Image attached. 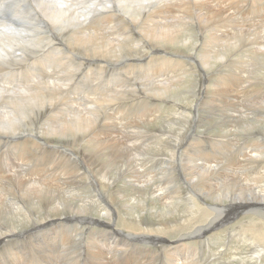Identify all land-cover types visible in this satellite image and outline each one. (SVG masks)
Instances as JSON below:
<instances>
[{
	"label": "rangeland",
	"instance_id": "374dc122",
	"mask_svg": "<svg viewBox=\"0 0 264 264\" xmlns=\"http://www.w3.org/2000/svg\"><path fill=\"white\" fill-rule=\"evenodd\" d=\"M36 1L37 0H0V14L5 15L4 17H0V28H1L0 31L2 30L0 32V37L2 35H8L9 38H12L13 37L12 35H14V37L15 36H22L23 33H24L23 36H25V35H33V36L36 35L33 32V27L35 25H38V24L43 25V23H45L44 22L45 20L40 21V20L36 19L40 16H43V14L38 10V8L35 5ZM64 1L65 0H57L58 4H60L61 2H64ZM66 1L71 2L75 6L76 5L81 6L80 11L84 12L87 16L88 15L90 16L88 19L89 22H91L96 15V13L91 14V11H92L91 6L92 5L94 6L95 3H98L96 5H100L99 3L100 2L103 3L102 1H104V4H106L107 6H103L101 4L102 5L101 8L103 9V12L106 13L109 11L111 13H110V15L107 14L106 17L98 16V20H100V18H101L102 22L104 20V22H103L104 24L101 26L102 28H101L100 32L102 33L101 34L102 38L106 37V39H107L106 45H110L111 48L112 47L115 48L117 51L116 52L117 55H113L112 58H109L110 59L109 63H107L105 61H100V62L98 61L97 63H94V64H98L101 67V70H98L95 67H93L92 69L88 68L86 70V68L88 66L83 67L80 65V60L84 59L85 57H83V55L81 53H79L75 50H72L66 44V42H64L65 39L63 40V38L61 39V37L59 35H57V33H53L54 31H52L45 23V26L49 29V31H48L49 35H47L46 33L44 34V32L42 34L38 35V39H41V38L43 39L42 42H44L46 40L44 45L43 44L40 45L39 42H33L32 45L29 46L27 44L28 46L23 47V50L25 52L23 50L19 51V53L24 52V55H25V56L22 55L21 57H19V58H21L20 59L21 61H23V59L25 61L28 58L27 62L24 65L25 69L23 68V69L18 71V70H15L16 68H14V66H11V67H9L10 68L9 70L0 72V84L2 83L4 85L3 86L1 84L0 88L6 89L8 87H11L10 85H8L10 81H11L10 84H16L18 86H21V82L23 79H20V78L24 77V76H22V74L32 66L31 63L33 64V61H35L37 59H42L40 57H43L44 55L45 56L51 55L52 59H53V57L56 56L57 58L56 57L55 58L59 61L58 62L59 64L57 62L56 63L55 62H49L48 66H49L50 72L46 71V75H47V78L50 77V82L52 84H54L56 86L58 85V87L64 89L66 92H68L67 98H69V99L67 100L68 101V104H67L68 107H66V109H67V111L69 110L71 112L69 113V111H68V116L65 117L66 120H64L63 122L71 123V125L75 124L74 126L72 125L74 127L72 131H76V130H78V128L80 129V125H79L80 122H86L85 124L87 125L86 128H88V130H87V132L83 131L81 133V135L82 134L83 135L89 134L88 137L86 138V140L84 139L82 142L77 141V142H79V143H77L75 140V137H74V135H76L78 133L77 131L75 132V134H74V132L69 131L68 134H66V135H62L59 132L58 133L55 132V134L51 133L49 135V136H51V135L53 136L52 137L53 140H52L50 138H46L43 135V133L41 132V131H44V129L41 128L44 125L42 122L38 121L37 122L38 124L36 123V124L30 125L28 123V119L26 118L27 116L26 117L23 116L22 118L19 119L20 122L18 121L16 123L15 127H16L17 131L14 129H11L10 125H8L7 128H3V127L0 128V129H4L6 132H8L6 134L0 133V153H1L0 156H2V158L0 157V175H1V177H0V198L2 200L6 199L5 201L7 202V205L6 204L5 205H6V208L8 207L7 208L8 210L11 208L12 209L16 208V210H17L14 214H11L12 215L11 217L13 219L10 220L9 226H6L5 225L6 223L3 224L4 221L0 220V221H2V222H0L1 223L0 224L1 225L0 226V228H1L0 233L2 231H5V229H6V231H11V230L15 231L16 230L15 235L13 236V240H12V238H9L8 241L6 242V244L8 243V246H9V249H7L8 251L6 249H5V251H3L4 248L0 247V256L7 255L9 252H15L16 248L19 246L20 249L23 248L22 250L24 251L23 252L21 250L22 253H20L21 254L20 256L23 257V258L20 257L23 261L22 264H27L26 262H28V264H31V263L32 264H90L91 259H90L89 254L87 255V253H88L87 247H91V245L93 244V239L95 237L93 235H95V231H97L96 232L97 234H98V232L101 231L99 233L100 239H101L102 235L104 234L106 236L104 237V235H103L102 238H104L105 240H107L106 238H108L109 241L106 244L105 240L104 241L101 240L100 243L104 245L103 249H104L105 253H107V255L109 256V258L114 260L113 264H132L131 262H129L128 258H129V255L132 251L137 250L136 247L138 244L135 246V245L131 244L129 239H127V241H121V239L117 238L118 235L116 233L119 231L117 230V228L115 226L116 220H114L116 218L115 216L117 214L122 213V211L124 210V206L127 202H129V201L131 202L130 206H132V207H130V209H132V215H134L133 217H136L137 215L140 214L141 215L140 221H142V219L143 220L145 219L144 221L148 220V222L156 223V224H159V223H162L165 221H170V219H172V216H168L164 213L162 214L159 211V209L161 207H163L166 202H170V204H172V202H173L172 206H174V204H175L174 207H176V205L181 206L180 208H178L177 211L174 212L173 218L176 219V217H177L180 219L181 223L184 224L183 232H185V233L192 231L191 229L190 230L187 229L189 231H185V227L190 222V219H196L195 220L196 222L194 223V226L192 227V228H194L193 230H196L199 227L205 228V225H208V223H210L212 221L211 219L206 221V219H204L206 217V215H205L204 211H202V210H205V211L215 210V209H207L206 205L204 204L205 202L207 204H210V203H212V200L210 198L204 197L205 202H203L200 199V197L201 198H203V196L217 197L218 194L215 191H213V189L215 187H219L221 185H219L218 181L216 180V177L213 176V178L211 179L210 177H212V176H209V178H208L207 175H201L202 178L203 177L208 178V179L207 178L202 179L200 176L199 183L200 182L204 183L205 187L201 185L202 191L200 190V197H199L195 193L192 186L186 182L182 173L179 170V166L182 165V162H181L182 157H183L184 161L189 166H190V161H192L193 164L202 163V161L198 160V159L205 158L203 153H201L198 150L201 147H198L196 149L197 142H199L197 139H200V141H201V143H198V145L203 146V148H205L206 150L209 149L208 151H211L212 146L209 145L210 143H209V140L207 139L208 135H206V133L211 135V136L216 135V137L218 139H222L224 137L223 140H228L227 136L230 132L231 133L230 135L234 134V137L232 139H234L236 137L234 139V141H237L236 142L237 144L234 147V151H236V152L238 151V148L241 147L242 145H254V144H256V145H258V147H260V145H261V147H264V135H263V133H264V129H263V125H264V121H263L264 120V45H263L264 44V10H263L264 9V0H214V1L213 0H205L206 2L204 0H173V1L172 0H166L168 10L166 9L165 13L161 14L160 18L158 17L157 20H155L154 22H146L145 20H143L142 19L144 16L143 14H142L143 15L142 17L133 21L132 17H134V16H133L132 12H134V10H139V7H141V6H136V3H133V4H135L136 8L138 7L136 9V8H134L135 7L134 5H131V4L129 5L128 3H124L123 2L124 0H120V1L114 0L115 2L113 0H101V1L100 0H98V1L97 0H90L89 2H85L84 0H66ZM121 1L123 2L124 6L126 5L125 7L123 6V4H121ZM133 1H135V0H133ZM138 1H140L142 3V5L147 2L146 0H136L135 2H138ZM215 1H217V2H215ZM119 2H120V4L118 5ZM90 3H92V4L90 5ZM111 3H112V5H111ZM127 4L129 5V7H127L128 6ZM221 4H222V6H221ZM29 5L31 6V9H32V7L35 8V9H33V11L31 10V12L32 13L35 12L34 13L35 15L34 14L33 15L37 16L36 18L33 17V15H31V14L29 16L28 13L26 12V11H29L28 10ZM199 5H200V7H199ZM217 5H219V6L217 7ZM122 6L124 9H122V8L121 9H122V11L124 10V12H121V9H119V7H122ZM130 6H133V7L131 8ZM171 6L173 8H171ZM174 6H176V7H174ZM95 7L96 6H94L93 8H95ZM133 8H134V10H133ZM176 8L178 9V11ZM117 9H119V11L116 14H113L112 11H115ZM127 9L129 11H127ZM144 9L145 8L141 9L142 13H144ZM218 9H221V12ZM34 10H36L38 12H36ZM125 10L129 14H131L130 17H129V15H127L128 13ZM226 11H228V12H226ZM166 12H169V13H166ZM210 12H211V14H210ZM217 12H218V14H217ZM8 13L11 16H9ZM37 13H40V14H37ZM123 13L124 14L126 13V14L124 15ZM221 13H223V14H221ZM237 16L239 18H237ZM22 17L24 18V21H23ZM107 17L110 18L109 19L110 22L106 21ZM140 19L143 20L142 23H141ZM173 19L175 21H173ZM229 20H230V22H229L228 26L226 27L225 24H223V23L227 24V21H229ZM33 21H35V22H33ZM37 21H39V22H37ZM144 21L146 23H149V25H157V29L159 31L165 27L164 29L170 30L176 37L175 43H172V44L169 43L168 44L170 50H167L166 53L161 52L162 55H165V57H168V60H170V63L168 65L167 69H161L160 65H148L149 60L152 59V56L155 57L156 54H154V53H157V51H159V50H163V51H165V50L160 49L161 48L160 45H163L162 43L159 46H155L156 43L152 42L154 38L151 36H148L147 34L142 32L143 26L144 27L147 26V24H145ZM243 21H244V23H243ZM157 22H159V23L156 24ZM219 22L222 23L224 28H222V27L218 28L219 34L213 35V36H217L219 38L217 45L215 44L214 45L215 47L213 49L218 54L213 56L212 52H211L210 55L206 57V59H209V61L210 60H212V61L207 63L205 58L203 57L202 53H204V51H205L204 50L205 43L208 42V40H207L208 39V36H207L208 33L206 34V32L208 30L207 31L204 30L202 26L207 25V24H217ZM136 24L137 25L139 24V27H137ZM175 24H177L178 26H176ZM22 25H25V26H22ZM247 25L248 26L251 25L250 26L251 28L248 27ZM252 25L254 26L253 28H252ZM159 26H161V27H159ZM258 26L259 27L262 26L261 28L263 30L261 28H259ZM23 29H24V31H23ZM241 29H243V31ZM7 30H9L10 32L8 31L9 33H7ZM220 31H221V33H220ZM232 31H233V33H232ZM255 31H256L257 35L255 34ZM234 32H235V34H234ZM257 32L259 34L262 33V34H260V37L258 36L259 34ZM229 34H230V36H229ZM233 34H234V36H233ZM254 34L257 38L253 37ZM42 35H43V37H42ZM226 35H227V39L225 38ZM235 37H236V39H235ZM262 37H263V39H262ZM59 38L61 41L59 40ZM251 38L253 39V41ZM150 39H152V40H150ZM233 40H234V42H233ZM119 42L121 44H118ZM243 44H245V46ZM98 46H100V44H98ZM257 46L260 48L262 47V48L257 49L258 48ZM34 49H36V51L42 49L43 51H41L39 55L36 54L33 59H29V56L31 55V53L35 52ZM54 49H56V50H54ZM107 50H109V49H107ZM243 52H245V53H243ZM248 52H251V53H248ZM236 53H238V54H236ZM53 54H55V55H53ZM101 54H103V52H100L99 55H101ZM252 54H254V56ZM77 55H79V56H77ZM129 55H133V56L129 57ZM248 55H252L254 57V59L252 60V58H249ZM107 56H109V55H107ZM241 56L243 59H245L244 57H246V58L248 57L247 58L248 64L247 63L244 64L245 65L244 67H245V70H247V73L242 74V76L240 78L237 74L238 71L241 70V67H240L241 65L239 63H234V66H235V64H236V66H238L236 69H234L236 66L234 67L233 64H231V66L229 65L230 67L227 66L230 70L232 69L231 71L229 69H227V67L225 68L226 70L220 68V64L224 63V61L226 59H228V60L234 59V61H239ZM97 57H99V56H97ZM126 58H128V59H126ZM129 58H132L131 62H133V60H134L133 72L131 70H128V71L126 70L127 71L126 72L124 69V66H126L127 63L129 62L128 61ZM100 59H105V58L100 57ZM1 60H2V58H0V61ZM11 60L16 61L17 58L11 59ZM31 60H33V61H31ZM61 60H63V61H61ZM118 60H120V62ZM256 61H257V63H256ZM61 62H62V64H61ZM158 62H161V61H158ZM87 63H91V62H87ZM101 64L104 66L105 69H103V66ZM55 66H57V67H55ZM34 67H31V68H34ZM121 67L123 68L122 71H121ZM0 68H1V66H0ZM55 68H56V70H55ZM158 69H160V70L157 71ZM102 70H104V71H102ZM234 70H235V72H234ZM236 70H237V72H236ZM12 72L14 74L16 73L15 76H20V77L18 78V77H15L12 75L14 77L13 78L12 76L9 75V73H12ZM53 72H55V73H53ZM117 72H118V74H117ZM226 72L230 75H228ZM56 73H58V74H56ZM111 73H112V75L113 74L114 75L112 76ZM148 73H149V75H148ZM231 73H234V74H232V79H230ZM1 74H3V75H1ZM50 74H51V76H50ZM108 74H110L109 76H111V77H109ZM235 74H236V76H235ZM5 75L8 77H11L10 78L11 80L9 82H4V81L2 82V78H3V76L5 77ZM52 76H54V77H52ZM104 76H106V77H104ZM119 76L125 77V78L122 77L123 81L121 80V77H119ZM126 76H127V78H126ZM151 76L156 78L154 80H157V79L161 80L162 85H164V86L167 85L168 88H166L165 90L163 89L162 91H160L158 89H156V91L148 90L147 86H149V87L151 85L156 86L154 84V82L151 81V80H153V78ZM220 76L222 79L220 78ZM223 76H225V77H223ZM227 76H229L228 79L226 78ZM44 78L45 77H43L42 80H45ZM82 78H86V79H82ZM217 79H218V81H217ZM235 79H237V80H235ZM227 81H229V83L231 81V84H229ZM107 82L109 83V85ZM217 82H220V84H218ZM222 82L223 83L227 82V83H225V85H224ZM232 82H234V83H232ZM144 83L147 85H143ZM233 84H235V85L233 86ZM170 85H172V86H170ZM213 85H215V86H213ZM22 86H23V84H22ZM225 86H226V88H225ZM230 86H232V88L233 87L234 88L232 90H230L231 89ZM81 87H85V89L81 88ZM227 87H229V88H227ZM214 88H215V90H214ZM47 90L51 91V88H48ZM218 90H220L221 93H220V91H219V93H217L216 91H218ZM229 90L232 93L233 92L234 93L232 94ZM48 91H46V94H45L46 98H47V103L49 102V98L47 97ZM225 91H226V93H225ZM13 92L14 93H11L10 96L8 95L9 94L8 93L4 97V103H5V101H8L11 97H18V96L20 97L21 92H22V88L21 89L15 88L13 90ZM81 92H83V93H81ZM88 92H90V93H88ZM157 92H159V93H157ZM222 92H223V94H222ZM227 93H228V96H226ZM82 94H84V95H82ZM213 94H215V95H213ZM216 94H217V96H216ZM23 95H25V94H23ZM229 95H231V96H229ZM90 96H91V98H89ZM85 97H86V99H85ZM226 97H228V98H226ZM0 100H1V97H0ZM87 101L89 103H86ZM223 102H224V104H223ZM216 103H218V104L216 105ZM221 103L223 104V106H221L222 105ZM15 104H17L16 98L12 99L7 104L5 103V106H3V107H6V108L4 109V112H2V113H7L6 116L11 117L14 113L13 108L19 106L21 104V100H20V103H18L17 105H15ZM50 104H51V101H50ZM219 104H221V105H219ZM225 104H227V106ZM216 106L219 107V109L215 108ZM224 106H225V108H224ZM103 110L105 113L103 112ZM73 111L75 113H73ZM71 113H73V114H71ZM94 114H96V115H94ZM48 116H49L48 113H46L45 115H43L42 119H44V117L46 119ZM69 116H71V117H69ZM107 117L109 119H107ZM235 118H237V119H235ZM70 119H71V121H70ZM57 120H61V119H57ZM12 122H14V120ZM25 122H26V124H25ZM109 122H110V124H109ZM221 122H225V123L220 124ZM248 125H250V126H248ZM256 125H258V126H256ZM59 128H62V127L60 126ZM97 128H99V129H97ZM59 130H61V129H59ZM89 130H90V132L88 133ZM100 130H102V131H100ZM94 133H96V135L99 137V140L101 142L105 141L107 143V145H111L112 143H110L109 141L116 139L117 141H119L122 144L123 148L126 149L124 151H125V153H127V155L130 151L132 153V157H129V158H132V161H131L129 158L127 159V155L124 157L119 156V154L121 152V150H119V149L117 150L116 148L110 147V148H107L104 150V157H102L101 163L104 164V163L110 162L111 159H114L116 162L114 164L115 169L113 171H111L112 175L111 174L109 175V178H111V180H112V181L110 180V183L114 182L116 179L119 180L116 183L117 185L115 184L116 186H113V187L110 186V188L108 189L109 191L111 190L110 192L106 190L107 185L109 184L107 181L105 182L104 179H101L100 184H99V182H95L94 175H93L94 172L92 171L90 164H87L86 161L84 160V152L87 153L86 147L89 146V144H87V142H88L89 138ZM71 134L73 136H71ZM247 134H251V136H248ZM14 135H16V136H14ZM17 135H19V136H17ZM222 135H224V136L222 137ZM25 136H26V138H25ZM16 137H17V140H16ZM71 137H72V139H71ZM25 139H27V140H25ZM45 140H48L50 143H46ZM23 141H25V142H23ZM73 141H74V143H73ZM16 142H18V143L16 144ZM30 142L31 143L33 142V143L31 144ZM44 142H45V144H44ZM9 143H11V144H9ZM24 143H25V145L23 146L22 144H24ZM27 144H29V145L27 146ZM71 144H73V145H71ZM32 145H35V146L32 147ZM36 145H37V147H36ZM10 147H12V148H10ZM71 147L75 148L76 150L72 149ZM183 149H185V151ZM10 150H12V152H10ZM55 151H56V153H55ZM37 153H39V154H37ZM52 153L56 154V155H53ZM229 153H230V156L226 159L227 161L223 160L222 164L220 163L221 165H223L222 168L224 169V167H225L226 169H230L232 171H235L237 176L240 174L241 176L239 175L238 177H240L242 180L246 181L247 183L252 182V180L247 176V174L244 173L245 169L242 170L241 166H243V165L238 163L240 154L234 153V155H233L232 152H229ZM229 153H228V155H229ZM12 154H13V156H12ZM17 154H19V155H17ZM3 155L5 157H3ZM6 155H8V156H6ZM39 155H40V157H39ZM117 155H118V157H117ZM53 156H54V158H52ZM6 158L9 161H6L7 160ZM25 158H26V160H25L26 162L24 161ZM16 159L17 160L22 159L23 161L22 160L17 161ZM48 159L49 160L51 159V160L49 161ZM55 159H57V160H55ZM63 159L70 161V163L75 162L78 165L77 166L75 164H72V165L70 164V166H72V168H73V173H75V175H77V177H78V178L76 177V179L78 180V184L74 183L75 184L74 186H72V184H70V187H73V188H70L69 185H65L71 179L70 180L69 179L68 180H66V179H57L56 180V178H59V177H64V178L66 177L67 178V175L65 174L66 171H64V170L62 171V169L60 168L64 164L63 161H65V160H63ZM179 161H180V163H179ZM54 162H55V164H54ZM11 163L13 166L11 165ZM130 163H133L134 166H137L139 169L142 170V176L144 177V180L142 183H140V186H139L142 190L144 189V192L142 194H139V193L136 194L135 192H132V190H130V188H132L131 187L132 185H130L131 180L126 179V176H125V178H122L124 173H126V175H127V173L129 172L128 168H129ZM145 163L147 165L150 163L151 164L147 166ZM16 164H19V165H16ZM174 164H176V165H174ZM225 164H226V166H224ZM227 164H229V165H227ZM234 164L237 166H235ZM43 165L46 168L43 167ZM51 165H54V166H51ZM151 165H153V166H151ZM57 166H59V167H57ZM49 167H56V169H58L57 171L60 175H57L56 172H54V173L47 172L46 169ZM121 167H122V170H121ZM1 168L2 169L4 168V169L2 170ZM106 168H107V166L104 169L106 170ZM14 169H16V170H14ZM167 169L168 170L170 169L169 170L170 172H168ZM175 169H176V171H175ZM223 169H221L220 174L224 173ZM20 170H21V172H20ZM118 170H121V173H119ZM16 171H18V176H19V173H22L24 176L25 172H26V173H28V175H30V177L32 179L37 178V175H38V177L41 175L42 176L45 175V177H44L45 182H43V183L47 184V185L51 184L56 188L59 187L60 190L67 193L66 199L68 201L72 199L71 197H74V198L77 197L79 199H91L92 197H94L96 195L97 197H94V200L98 203L99 209H96L95 207H93L92 210H89L88 214L85 213L84 215H80L78 217V220H74V224L70 223L71 225H67L64 229L62 228L63 230H61V228H58L55 225L50 226V228H48V227H43L40 229L37 227L32 228V224L35 221H38V220L40 221L39 218L45 216V214H43V213L41 215L39 213L37 215L33 214L31 209L29 208V206L27 204L22 202L19 198H13V197H11V195H9L11 193L12 194L18 193V190L13 186V182H12V180L14 181V179H15ZM147 171H148V173H149V171H151V173L147 174ZM171 171H172V174H171ZM248 174L251 177L256 175V173H254L253 171H251V173L248 172ZM120 175H121L122 179L119 178ZM52 176H54V177H52ZM96 176L99 178V174H97ZM217 176H219V175H217ZM82 178H86V179L82 180ZM164 179H165V181H164ZM169 179H171V180H169ZM73 180H75V179L73 178ZM201 180H203V181H201ZM248 181H250V182H248ZM208 182H209V184L215 182L214 186L212 187L213 189L209 188ZM216 182H217V184H216ZM259 184H264V182H260ZM65 186H68V188H65ZM189 188H190V190H189ZM151 189H153V190H151ZM206 189H208V190H206ZM100 190L105 191L104 197H103L102 192ZM171 190H172V192H171ZM183 190H185V191L183 192ZM6 191L9 194H6ZM83 191H85L88 196L87 195L83 196L82 195ZM201 192L203 194H201ZM155 193H156V196L159 193H161L162 197L164 198L163 201H160V199H157L158 205H153L152 200L150 199L151 197H153V195ZM99 194H101V195H99ZM80 195H82V196H80ZM2 196H4V197H2ZM110 196H111L113 204H114V207L112 206L113 208L109 205V202H108V201H110ZM112 196L115 198H113ZM171 199H173V200H171ZM198 199H200V201L202 203L200 205L201 209L200 208L198 209L197 206H195L193 203L194 201H196ZM7 200L9 202H11L10 205H8ZM68 201H63L62 203L58 204L61 212H63L64 202H68ZM106 206H108L107 212H110V218L112 219L113 224L106 223V220H105L104 225H103L104 227H100L97 223L86 222L90 218H92V219L96 218L97 214H95L93 212H97V211L100 212L101 209L103 207L105 208ZM152 206H156L154 211L152 209ZM91 207H87V208L89 209ZM72 209H74V208H72ZM195 209H196V212H194ZM199 210H201L200 213H199ZM64 211H65V214L66 213L72 214L68 210H64ZM166 211L167 210H165V213H166ZM216 211H213V212H214V214L217 215ZM263 215L264 214H262L259 211H252L250 213H246L245 215H243V217H246L245 220H243L242 222L233 221V222H231V225L238 227L239 224H242L244 222H246V223L243 226H249V225L253 224L255 221H263L264 222V216ZM36 216H37V218H35ZM161 216H163V218ZM158 217H159V219H158ZM138 218H140V217H138ZM6 221L8 222V219H6ZM17 221H19V222H17ZM222 222H219L218 226H215L213 228L207 227L206 229L198 230L197 235H194L192 238H188L187 240L183 241L185 244H184V246L179 245L180 248H173L170 250L168 248V245H166V244H165L166 246L162 245L160 243H157V245H153V243L151 241L149 254H148V246H147L145 248V251L144 250H143V252H142V250L137 251L136 257L139 256L141 259H143V262H145V263L148 261L146 264H169V263L173 264L174 260H176L175 261L176 263L174 262V264H180V263L181 264H219V263H221V261H223L222 262L223 264H231V263L232 264H241V263H238V261L241 262V260L243 258V255L241 254L242 251L232 248V244L228 245V239H226V235H225L226 233H224L225 232L224 228L226 226H228L230 223L221 225ZM76 224L78 226H76ZM198 225H201V226L198 227ZM73 226L77 230H75V228ZM111 227H113L114 229ZM46 228H48V229H46ZM57 228L60 230H57ZM154 228H156V227H154ZM239 229H241L240 231H238L239 233L247 234L250 232L249 229H242V227ZM245 230H247V231H245ZM155 231L156 230H154V232ZM57 232H58V235H57ZM59 232L61 235H59ZM51 233H53V234H51ZM158 233L159 234L162 233L165 235L166 231L159 230ZM222 233H223V236L221 237L220 235ZM63 234H66L65 235L66 237ZM67 234H69V235H67ZM89 234H90V236L92 235L93 237L92 236H91L92 238L89 237ZM54 235H55V237H54ZM153 235L156 236V234H153ZM207 235H208V237H206ZM247 235L248 236H244L241 238V240L243 239V242L241 241V243H243L244 246H247V248L244 251L245 252L244 254L250 255L251 254L250 249L252 246V240L249 238L250 235L249 234H247ZM0 236H1V234H0ZM42 236H43V238H42ZM213 236H215L216 238ZM5 239H7V237ZM9 241H10V243H9ZM13 241H15V242H13ZM91 241H92V244H91ZM50 242H52V244ZM220 242L222 243V245H218V244H220ZM54 243H56V244H54ZM10 244H11V246H10ZM85 245H88V246H85ZM92 246H94V245H92ZM217 247L219 248V250ZM49 248H51V249H49ZM226 248H229V252L225 251ZM43 249L45 250L47 255L45 252H43L44 251ZM46 249L48 250L49 253L47 252ZM118 250H120V251H118ZM174 250L175 251L180 250V251L174 252ZM71 251H73V252H71ZM162 251H166V252H162ZM213 251H214V253H213ZM54 252L57 253V255ZM172 252H174V253H172ZM181 252H182V254H181ZM36 253L41 255V256H39V255L35 256ZM42 253H43V255H42ZM27 254H29V256ZM33 254H35V255L33 256ZM146 254H148L149 256ZM49 255H50V258H49ZM142 255H144L145 257H143ZM177 255H179V257ZM181 255L183 258L181 257ZM224 255L226 257H224ZM53 256H55V257L53 258ZM57 256H58V258H57ZM176 257H178L179 260ZM217 257H218V259H216ZM230 257H231V259H230ZM24 258H26V259H24ZM171 258H174V259L172 260ZM45 259H46V261H45ZM54 259L56 260V262ZM168 259H170V260L168 261ZM237 259H238V261H237ZM126 260H128V262H126ZM208 260H209V262H208Z\"/></svg>",
	"mask_w": 264,
	"mask_h": 264
},
{
	"label": "bare ground",
	"instance_id": "6f19581e",
	"mask_svg": "<svg viewBox=\"0 0 264 264\" xmlns=\"http://www.w3.org/2000/svg\"><path fill=\"white\" fill-rule=\"evenodd\" d=\"M85 2H89L90 0H84ZM98 1V0H97ZM101 1V0H100ZM114 1V0H113ZM116 1V0H115ZM114 1V2H115ZM120 1V0H119ZM136 1V0H135ZM133 0H124L123 2L124 3H128L129 5H134L133 3H136V6H141L139 7V10H134V8H136V6L133 8L134 12L133 13V21H135L136 19L142 17L143 15V20H145L146 22H154L155 20H157V18L159 17L160 18V15L161 14H164L166 9H167V2L166 0H146L147 2L144 3L142 5V3L140 1L138 2H135ZM173 1V0H172ZM205 1V0H204ZM203 1V2H204ZM214 1V0H213ZM84 2V3H85ZM103 3H99L100 5H96L98 3H95L94 6H96L95 8H93L94 6L92 5L91 8H92V11H91V14H95V17L94 19L89 22V15L87 16L84 12L80 11V8L81 6L79 5H74L72 4L71 2L69 1H64V2H61L60 4H58L57 0H37L35 2V5L36 7L38 8V10L43 14V16H40L38 18H36L37 16H34L35 12L32 13L31 10L33 11V9H35L34 7H32L31 9V6L29 5L28 6V10L29 11H26L28 13V15L30 16L33 15V17H35L36 19L40 20V21H43L45 20L44 22L46 23V25L52 30L54 31L53 33H57V35H59L61 37V39L63 38V40L65 39L64 42H66V44L72 49V50H75L79 53H81L83 55V57H85L84 59H81L80 60V65L85 67V66H88L86 68V70L89 68H97L98 70H101V67L98 65V64H94V63H97L98 61H105L107 63L110 62V59L109 58H112L113 55H117L116 54V49L115 48H111L110 45H106V37H103L101 36V26L104 24V20L102 22L101 18L100 20H98V16H104L106 17V15H110L111 12H106L104 13L103 12V9L101 8V6H107L106 4H104V1H102ZM123 2L121 1V4H123ZM145 2V1H144ZM206 2V1H205ZM208 2V1H207ZM210 2V1H209ZM217 2V1H215ZM107 3V2H106ZM169 3V2H168ZM183 3V2H182ZM200 3V2H199ZM213 3V2H212ZM211 3V4H212ZM31 4V3H30ZM92 3H90L91 5ZM102 4V5H101ZM120 4V2L118 3V5ZM127 4V5H128ZM171 4V3H170ZM178 4V3H177ZM215 4V3H214ZM112 5V3H111ZM129 5L127 7H129ZM172 5V4H171ZM34 6V5H33ZM84 6V5H83ZM124 6V4H123ZM122 7H119V9H124ZM126 6V5H125ZM124 6V7H125ZM170 6V5H169ZM173 6V5H172ZM171 6V8H173ZM207 6V5H206ZM212 6V5H211ZM219 5H217L218 7ZM222 6V4H221ZM22 7V6H21ZM113 7V6H112ZM118 7V6H117ZM126 7V8H127ZM131 8L133 6H130ZM149 7V8H148ZM176 7V6H174ZM200 7V5H199ZM202 7V6H201ZM214 7V6H213ZM125 8V9H126ZM138 8V7H137ZM136 8V9H137ZM144 9V13L141 12V9ZM170 8V7H169ZM119 9L115 10V11H112L113 14H116ZM121 9V12H124V10L122 11ZM149 9V10H148ZM177 9V8H176ZM175 9V10H176ZM201 9V8H200ZM217 9V8H216ZM223 9V8H222ZM21 10V9H20ZM168 10V9H167ZM170 10V9H169ZM220 12H221V9H218ZM264 10V9H263ZM36 11V10H34ZM126 11V10H125ZM127 11H129L127 9ZM126 11V12H127ZM178 11V9H177ZM182 11V10H181ZM204 11V10H203ZM211 11V10H210ZM218 11V12H219ZM38 12V11H36ZM131 12V11H130ZM174 12V11H173ZM217 12V14H218ZM228 12V11H226ZM231 12V11H230ZM128 13V12H127ZM166 13H169V12H166ZM180 13V12H179ZM209 13V12H208ZM37 14H40V13H37ZM124 14V13H123ZM122 14V15H123ZM126 14V13H125ZM124 14V15H125ZM143 14V15H142ZM200 14V13H199ZM211 14V12H210ZM214 14V13H213ZM216 14V13H215ZM223 14V13H221ZM229 14V13H228ZM240 14V13H239ZM130 15L131 14H127ZM173 15V14H172ZM226 15V14H225ZM112 16V15H111ZM224 16V15H223ZM232 16V15H231ZM171 17V16H170ZM169 17V18H170ZM201 17V16H200ZM199 17V18H200ZM226 17V16H225ZM23 18V17H22ZM45 18V19H44ZM203 18V17H202ZM210 18V17H209ZM230 18V17H229ZM237 18H239L237 16ZM236 18V19H237ZM109 17H107V22H110L109 21ZM168 19V18H167ZM33 20V19H32ZM141 20V19H140ZM143 20H141V23L143 22ZM159 20V19H158ZM215 20V19H214ZM247 20V19H246ZM23 21H24V18H23ZM22 21V22H23ZM138 21V20H137ZM136 21V22H137ZM144 21L145 24H147L146 27L143 26V30L142 32L147 34L148 36H151L153 37V41L154 43H156L155 46H159L161 43L163 45H160V49H164L165 51L163 50H159L157 51V53H154L156 54L155 57L152 56V59L149 60V63L148 65H160V68L161 69H167L168 68V65L170 63V60H168V57H165V55H162L161 52L163 53H166L167 50H170L168 44L169 43H175L176 40H175V35L168 29H161L160 31L157 29V25H149V23H146ZM162 21V20H161ZM173 21H175L173 19ZM210 21V20H209ZM35 22V21H33ZM39 22V21H37ZM139 22V21H138ZM205 22V21H204ZM203 22V23H204ZM230 20L227 21V24L226 23H223L225 24V26L227 27L228 24H229ZM242 22V21H241ZM260 22V21H259ZM19 23V22H18ZM43 23V22H42ZM45 23H43V25H35L33 27V32L36 34V35H23L22 36H15L12 35L13 37L12 38H9L8 35H2L0 37V58H2V60L0 61V72L1 71H7L9 70L11 66H14V68H16L15 70H21V69H25V63L27 62L28 58L24 61H21L19 57H21L22 55H24V50H23V47L24 46H30L33 44V42H39L40 45H44L45 41L42 42V38L41 39H38V35L42 34L44 32V34L46 33L47 35H49V29L45 26ZM159 22H157L156 24H158ZM169 23V22H168ZM244 23V21H243ZM247 23V22H246ZM4 24V23H3ZM249 24V23H248ZM7 25V24H6ZM15 25V24H14ZM137 25V24H136ZM176 26H178L177 24H175ZM183 25V24H182ZM5 26V25H4ZM16 26V25H15ZM22 26H25V25H22ZM248 26V25H247ZM251 26V25H250ZM248 26V27H250ZM11 27V26H10ZM30 27V26H29ZM43 27V28H42ZM46 27V28H45ZM137 27H139V24L137 25ZM161 27V26H159ZM169 27V26H168ZM204 30H208L206 32L207 36H208V42L205 43V46H204V53H202L203 57L205 58L206 62L209 63V59H206L207 56L210 55V53L212 52V55L215 56L217 55L218 53L216 51H214V45L216 44L217 45V42L219 41V38L217 36H213V35H218L219 34V29L220 27L224 28L222 23H217V24H207V25H204L202 26ZM233 27V26H232ZM254 26L252 25V28ZM259 27V26H258ZM262 27V26H261ZM259 27V28H261ZM7 28V27H6ZM104 28V27H103ZM206 28V29H205ZM251 28V27H250ZM1 29V28H0ZM4 29V28H3ZM12 29V28H11ZM21 29V28H20ZM262 29V28H261ZM260 29V30H261ZM203 30V31H204ZM240 30V29H239ZM243 31V29H241ZM246 30V29H245ZM263 30V29H262ZM2 31V30H1ZM0 31V32H1ZM9 30H7V33ZM24 31V29H23ZM112 31V30H111ZM224 31V30H223ZM230 31V30H229ZM18 32V31H17ZM227 32V31H226ZM236 32V31H235ZM234 32V34H235ZM221 33V31H220ZM233 33V31H232ZM239 33V32H238ZM241 33V32H240ZM258 33V32H257ZM16 34V33H15ZM21 34V33H20ZM19 34V35H20ZM104 34V33H103ZM107 34V33H106ZM185 34V33H184ZM204 34V33H203ZM225 34V33H224ZM233 34V36H234ZM255 34H256V31H255ZM254 34L253 37H256ZM259 34V33H258ZM262 34V33H260ZM260 34L258 35L260 37ZM51 35V34H50ZM178 35V34H177ZM181 35V34H180ZM253 35V34H252ZM257 35V34H256ZM206 36V35H205ZM221 36V35H220ZM230 36V34H229ZM228 36V37H229ZM246 36V35H245ZM262 36V35H261ZM43 37V35H42ZM47 38V37H46ZM225 38L227 39V35L225 36ZM234 38V37H233ZM241 38V37H240ZM257 38V37H256ZM38 39V40H37ZM49 39V38H48ZM149 39V38H148ZM236 39V37H235ZM234 39V40H235ZM238 39V38H237ZM250 39V38H249ZM252 39V38H251ZM255 39V38H254ZM263 39V37H262ZM60 40V38H59ZM62 40V41H63ZM152 40V39H150ZM205 40V39H204ZM232 40V39H231ZM233 40V42H234ZM246 40V39H245ZM244 40V41H245ZM258 40V39H257ZM260 40V39H259ZM61 41V40H60ZM125 41V40H124ZM253 41V39H252ZM256 41V40H255ZM117 42V41H116ZM204 42V41H203ZM258 42V41H257ZM28 44V45H27ZM48 44V43H47ZM98 44H100V46H98ZM118 44H121L120 42ZM133 45V44H132ZM245 46V44H243ZM254 45V44H253ZM258 45V44H257ZM261 45V44H260ZM264 45V44H263ZM262 45V46H263ZM62 46V45H61ZM119 46V45H118ZM41 47V46H40ZM47 47V46H46ZM55 47V46H54ZM258 47V46H257ZM256 47V48H257ZM43 48V47H42ZM59 48V47H58ZM63 48V47H62ZM262 48V47H261ZM260 47H258L257 49H261ZM109 49V50H107ZM23 50L24 52L23 53H19V51ZM35 52L31 53V55L29 56V59H33L35 57V55H39L41 51H43L42 49L40 50H37L34 49ZM56 50V49H54ZM62 50V49H61ZM99 50V51H98ZM32 52V51H31ZM57 52V51H56ZM72 52V51H71ZM100 52H103V54L99 55ZM58 53V52H57ZM73 53V52H72ZM78 53V54H79ZM169 53V52H168ZM240 53V52H239ZM245 53V52H243ZM248 53H251V52H248ZM46 54V53H45ZM109 56H107V55ZM238 54V53H236ZM55 55V54H53ZM80 55V54H79ZM77 55V56H79ZM174 55V54H173ZM246 55V54H245ZM254 56V54H252ZM252 55H248L249 58H252V60L254 59V57ZM25 56V55H24ZM45 56V55H44ZM40 57L42 59H37L35 61H33V64L31 63V67H34V68H29L27 69L23 74L22 78L20 79H23L22 82H21V86H18L16 84H10V78L11 77H8L5 75V77L3 76L2 78V82H9L8 85H10L11 87H8V88H0V97H1V100H0V128H7L8 125H10V128L11 129H14L17 131L16 129V123L19 121L20 118H22L23 116H27L26 118L28 119V123L31 125V124H36L38 121L39 122H42L44 125L43 128L44 131H41L43 133V135L46 137V138H50L52 139V135L49 136L51 133H60L62 135H66L68 134V132H75L77 131L78 133L76 135H74L75 137V140L76 142L77 141H80L82 142L84 139L86 140V138L88 137V135H81V133L83 131L87 132L88 128L87 125L85 124L86 122H80L79 125H80V129L78 128V130L76 131H72L73 130V126L75 125H71V123H67V122H63L64 120H66V116H68V111L66 109V107H68V99L67 98V93L64 89L58 87V85H54L50 82V77L47 78V75H46V71L48 72L49 71V66H48V63L49 62H59L55 57H53L52 59V56L51 55H47L45 57ZM70 56V55H69ZM99 56V57H97ZM133 55H129V57H131ZM82 57V56H81ZM100 57H104L105 59H100ZM247 57V58H248ZM17 58L16 61L14 60H11V59H15ZM245 59L240 58L239 61H234V59H226L224 61V63L220 64V68L221 69H225L227 66H231V64H233L234 66V63H239L241 66V72L238 71V76L239 78L242 76V74L244 73H247V70H245V63L248 64L247 62V58L244 57ZM75 59V58H74ZM128 59V58H126ZM132 58H129V62L127 63L126 66H124V69L125 71L127 70H131L133 72L134 70V60L133 62H131ZM135 59V58H134ZM139 59V58H138ZM170 59V58H169ZM57 60V61H56ZM143 60V59H142ZM251 60V59H250ZM63 61V60H61ZM71 61V60H70ZM75 61V60H74ZM79 61V60H78ZM120 62V60H118ZM158 61H161V62H158ZM217 61V60H216ZM66 62V61H65ZM87 62H91V63H87ZM124 63V62H123ZM126 63V62H125ZM257 63V61H256ZM261 63V62H260ZM51 64V63H50ZM54 64V63H53ZM59 64V63H58ZM62 64V62H61ZM118 64V63H117ZM102 65V64H101ZM124 65V64H123ZM132 65V66H131ZM27 66V65H26ZM103 66V65H102ZM229 66V67H230ZM236 66V64H235ZM234 66V67H235ZM57 67V66H55ZM238 66H236L234 69H236ZM13 68V67H12ZM27 68V67H26ZM219 68V67H218ZM103 69L104 66H103ZM122 67H121V71H122ZM153 69V68H152ZM227 69H229L227 67ZM56 70V68H55ZM156 70V69H155ZM154 70V71H155ZM160 69H158L157 71H159ZM226 70V69H225ZM230 70V69H229ZM232 70V69H231ZM230 70V71H231ZM239 70V69H238ZM12 71V70H11ZM104 71V70H102ZM126 71V72H127ZM130 71V72H131ZM162 71V70H161ZM27 72V73H26ZM31 72V73H30ZM50 72V71H49ZM57 72V71H56ZM124 72V71H123ZM222 72V71H221ZM220 72V73H221ZM235 72V70H234ZM237 72V70H236ZM6 73V72H5ZM26 73V74H25ZM55 73V72H53ZM116 73V72H115ZM150 73V72H149ZM148 73V75H149ZM225 73V72H224ZM227 73V72H226ZM230 73V72H229ZM58 74V73H56ZM67 74V73H66ZM118 74V72H117ZM162 74V73H161ZM228 74V73H227ZM232 74L234 73H231V78L232 79ZM3 75V74H1ZM10 76H15L16 73L14 74L13 72L12 73H9ZM20 75V74H19ZM64 75V74H63ZM92 75V74H91ZM110 74H108L109 76ZM112 75V73H111ZM114 75V74H113ZM112 75V76H113ZM122 75V74H121ZM151 75V74H150ZM223 75V74H222ZM221 75V76H222ZM225 75V74H224ZM230 75V74H228ZM12 76V77H13ZM51 76V74H50ZM95 76V75H94ZM118 76V75H117ZM155 76V75H154ZM220 76V78H221ZM236 76V74H235ZM237 76V77H238ZM15 77H20V76H15ZM45 77L44 79L45 80H42V78ZM54 77V76H52ZM56 77V76H55ZM68 77V76H67ZM71 77V76H70ZM106 77V76H104ZM111 77V76H109ZM121 77V80L125 77L123 76H119ZM123 77V78H122ZM152 77V76H151ZM225 77V76H223ZM229 76H227L226 78L228 79ZM236 77V78H237ZM14 78V77H13ZM17 78V79H18ZM47 78V79H46ZM58 78V77H57ZM73 78V77H72ZM87 78V77H86ZM86 78H82V79H86ZM94 78V77H93ZM92 78V79H93ZM98 78V77H97ZM127 78V76H126ZM153 80L156 79L154 77H152ZM225 78V79H226ZM234 78V77H233ZM244 78V77H243ZM49 79V80H48ZM90 79V78H89ZM116 79V78H115ZM118 79V78H117ZM149 79V78H148ZM214 79V78H213ZM216 79V78H215ZM222 79V78H221ZM238 79V78H237ZM235 79V80H237ZM14 80V79H13ZM62 80V79H61ZM151 80V79H150ZM151 80L152 82H154V84L156 86H147V89L148 90H154L156 91V89L162 91L163 89L165 90L166 88H168L167 85H162V81L161 80ZM174 80V79H173ZM239 80V79H238ZM81 81V80H80ZM89 81V80H88ZM87 81V82H88ZM94 81V80H93ZM112 81V80H111ZM115 81V80H114ZM123 81V80H122ZM218 81V79H217ZM233 81V80H232ZM20 82V81H19ZM58 82V81H57ZM148 82V81H147ZM166 82V81H165ZM229 83V81H227ZM225 82V83H227ZM93 83V82H92ZM99 83V82H98ZM108 83V82H107ZM111 83V82H110ZM115 83V82H114ZM117 83V82H116ZM218 84H220V82H217ZM223 83V82H222ZM225 83H223L225 85ZM234 83V82H232ZM2 84V83H1ZM0 84V86H1ZM23 84V86H22ZM57 84V83H56ZM217 84V85H218ZM222 84V85H223ZM231 84V81L230 83ZM3 85V84H2ZM66 85V84H65ZM109 85V83H108ZM143 85H147V84H143ZM235 84H233L234 86ZM237 85V84H236ZM4 86V85H3ZM96 86V85H95ZM172 86V85H170ZM215 86V85H213ZM6 87V86H5ZM24 87V88H23ZM114 87V86H113ZM219 87V86H218ZM224 87V86H223ZM232 90V86H230ZM21 89L22 88V92H21V95L20 97H11L8 101H5V103H9L12 99L16 98V103H20V100H21V104L17 107H14L13 110H14V113L11 117H8L6 116L7 113H2L4 112V109L6 107H3L5 106V103H4V97L8 94L9 96L11 95V93H14L13 90L14 89ZM48 88H51V91H48L47 89ZM81 88H84L85 87H81ZM115 88V87H114ZM172 88V87H171ZM222 88V87H221ZM226 88V86H225ZM224 88V89H225ZM229 88V87H227ZM223 89V90H224ZM215 90V88H214ZM221 90V89H220ZM216 91L217 93H219V91ZM229 90V91H230ZM46 91L47 92V97L49 98V102L47 103V98H46ZM88 91V90H87ZM228 91V90H227ZM85 92V91H84ZM144 92V91H143ZM231 92V91H230ZM83 93V92H81ZM90 93V92H88ZM159 93V92H157ZM221 93V91H220ZM226 93V91H225ZM224 93V94H225ZM232 93V92H231ZM234 93V92H233ZM232 93V94H233ZM20 94V93H19ZM25 94V95H23ZM87 94V93H86ZM92 94V93H91ZM223 94V92H222ZM230 94V93H229ZM84 95V94H82ZM215 95V94H213ZM235 95V94H234ZM252 95V94H251ZM72 96V95H71ZM70 96V97H71ZM217 96V94H216ZM228 96V93L227 95ZM231 96V95H229ZM225 97V96H224ZM233 97V96H232ZM231 97V98H232ZM82 98V97H81ZM91 98V96L89 97ZM98 98V97H97ZM218 98V97H217ZM216 98V99H217ZM228 98V97H226ZM234 98V97H233ZM86 99V97H85ZM93 99V98H92ZM134 99V98H133ZM132 99V100H133ZM235 99V98H234ZM84 100V99H83ZM89 100V99H88ZM95 100V99H94ZM93 100V101H94ZM224 100V99H223ZM228 100V99H227ZM230 100V99H229ZM50 101H51V104H50ZM90 101V100H89ZM92 101V102H93ZM226 101V100H225ZM83 102V101H82ZM104 102V101H103ZM86 103H89L88 101ZM145 103V102H144ZM231 103V102H230ZM13 104V103H12ZM15 104V105H17ZM84 104V103H83ZM218 103H216L217 105ZM222 104V103H221ZM219 104V105H221ZM224 104V102H223ZM223 104L221 106H223ZM14 105V106H15ZM70 105V104H69ZM215 105V104H214ZM227 106V104H225ZM231 105V104H230ZM77 106V105H76ZM82 106V105H81ZM99 106V105H98ZM103 106V105H102ZM105 107V106H104ZM234 107V106H233ZM72 108V107H71ZM103 108V107H102ZM215 108H218L219 107H215ZM222 108V107H221ZM225 108V106H224ZM81 109V108H80ZM73 110V109H72ZM100 110V109H99ZM109 110V109H108ZM237 110V109H236ZM71 111H69L70 113ZM90 112V111H89ZM104 112V110H103ZM233 112V111H232ZM22 113V114H21ZM46 113H48V117L45 119H42L43 115H45ZM73 113H75L73 111ZM71 113V114H73ZM105 113V112H104ZM107 113V112H106ZM93 114V113H92ZM115 114V113H114ZM247 114V113H246ZM70 115V114H69ZM79 115V114H78ZM96 115V114H94ZM47 116V115H46ZM106 116V115H105ZM108 116V115H107ZM71 117V116H69ZM99 117V116H98ZM103 117V116H102ZM110 117V116H109ZM233 117V116H232ZM75 118V117H74ZM227 118V117H226ZM231 118V117H230ZM42 119V120H41ZM57 119H61V120H57ZM98 119V118H97ZM107 119H109L107 117ZM237 119V118H235ZM14 120V122H12ZM84 120V119H83ZM105 120V119H104ZM260 120V119H259ZM262 120V119H261ZM71 121V119H70ZM75 121V120H74ZM77 121V120H76ZM97 121V120H96ZM239 121V120H238ZM264 121V120H263ZM20 122V121H19ZM23 122V121H22ZM73 122V121H72ZM111 122V121H110ZM109 122V124H110ZM249 122V121H248ZM253 122V121H252ZM74 123V122H73ZM90 123V122H89ZM225 122H221L220 124H223ZM250 123V122H249ZM263 123V122H262ZM26 124V122H25ZM38 124V123H37ZM56 124V125H55ZM88 124V123H87ZM254 124V123H253ZM102 125V124H101ZM218 125V124H217ZM62 127V128H59V127ZM105 126V125H104ZM109 126V125H108ZM250 126V125H248ZM258 126V125H256ZM76 127V126H75ZM82 127V128H81ZM107 127V126H106ZM112 128V127H111ZM61 129V130H59ZM99 129V128H97ZM102 129V128H101ZM263 129H264V125H263ZM102 131V130H100ZM90 132V130L88 131V133ZM106 132V131H105ZM0 133L1 134H6L8 132H6L4 129H0ZM19 133V132H18ZM24 133V132H23ZM14 134V133H13ZM85 134V133H84ZM100 134V133H99ZM129 134V133H128ZM145 134V133H144ZM231 133L229 132L228 134V140H223L224 139V135H222V139H218L216 137V135H209L206 133L207 136V139L209 140V145L212 146L211 147V151H208L206 150L205 148H203V146H200L198 145V143H201L200 139H197L199 142H197V145H196V149L198 147H201L199 148L198 150L203 153V155L205 156V158H202V159H198V160H201L202 163H195L193 164L192 161H190V166L184 161L183 157L181 159V162H182V165L179 166V170L180 172L182 173L184 179L186 180V182L188 184H190L192 186V188L194 189L195 193L200 197V190H201V185L204 186V183H199V179H200V176L201 175H207L208 178L209 176H212L210 177L211 179L213 178V176L216 177V180L218 181L219 187H215L214 189L212 188L214 186V183H210L208 182V185H209V188L213 189V191H215L218 195L217 197H208V196H203V198L200 197V199L205 202L204 200V197L205 198H210L212 200V203L210 204H207L206 202L204 203L207 207V209H215V210H202L204 211L206 217L204 219L207 220H212L210 223H208V225H205V228H202V227H199L201 225H198L199 228H197L196 230H193L194 228H192L194 226V223L196 222L195 220L196 219H190V222L187 224V226L185 227V231H189L190 229L192 230L191 232H188V233H185L183 232L184 230V224L181 223L180 219L176 217V219L173 218V214L175 211L178 210V208H180L181 206H172V204H170V202H166L164 204L163 207H161L159 209V211L163 214H166L168 216H172V219H170V221H165V222H162V223H159V224H156V223H151V222H148L147 221H144L142 219V221H140L141 219V215H137L136 217H133L134 215H132V209H130V206L131 202H127L124 206V210L122 211V213L120 214H117L115 217L114 220H116V228L119 232H117L116 234L118 235L117 238L121 239V241H127V239L130 240L131 244L133 245H137L136 249L137 250H134L130 253L129 255V262H131L132 264H146L145 262H143V259H141L139 256L136 257V254H137V251L139 250H143L145 251V248L148 246V254L150 252V245H151V241L153 243V245H157V243H160L162 245H168V248L171 250L173 248H180L179 245H182L184 246V242L185 240H187L188 238H192L194 235H197V232L198 230H203V229H206L207 227H210V228H213L215 226H218L219 222H222L221 225H224V224H229L228 226H226L224 228L225 232L226 233V239H228V245L229 244H232V248L236 249V250H241V254L243 255V258L240 261H238V263H241V264H264V222L263 221H255L253 224L249 225V226H243L246 222L242 223V224H239L238 227L234 226V225H231V222L233 221H238V222H242L243 220H245L246 217H243V215H245L246 213H250L252 211H259L261 212L262 214H264V184H259L260 182H264V147H258V145L254 144V145H242L241 147L238 148V151H234V147L236 146V142L237 141H234V139H232L234 137V134L230 135ZM41 135V134H40ZM42 135V136H43ZM105 135V134H104ZM248 136H251V134H247ZM264 135V133H263ZM13 136V135H12ZM16 136V135H14ZM19 136V135H17ZM22 136V135H21ZM60 136V135H59ZM71 136H73L71 134ZM106 136V135H105ZM111 136V135H110ZM153 136V135H152ZM197 136V135H196ZM10 137V136H9ZM23 137V136H22ZM21 137V138H22ZM36 137V136H35ZM67 137V136H66ZM69 137V136H68ZM107 137V136H106ZM5 138V137H4ZM8 138V137H7ZM26 138V136H25ZM43 138V137H42ZM143 138V137H142ZM28 139V138H27ZM25 139V140H27ZM72 139V137H71ZM16 140H17V137H16ZM29 140V139H28ZM53 140V139H52ZM135 140V139H134ZM195 140V139H194ZM34 141V140H33ZM40 141V140H39ZM44 141V140H43ZM46 143H50L48 140H45ZM25 142V141H23ZM110 143H112L111 145H107V143L105 141H100L99 140V137L96 135V133H94L88 140L87 144H89V146L86 147V150H87V153L84 152V160L86 161L87 164H90V167L92 169V171L97 175L99 174V178L93 173L94 175V179H95V182H99V184L101 183V179H104L105 182L107 181L109 184L107 185V188L106 190L109 191L108 189L113 186H116L117 184V181L119 180H115L114 182L110 183V180L111 178H109V175L111 174V171H113L115 169V166L114 164L116 163L114 159H111L110 162H107V163H101V159L102 157H104V150L107 149V148H116L117 150H121L119 156L121 157H124L127 155V153H125L123 146L122 144L117 141L116 139H113L111 141H109ZM122 142V141H121ZM18 142H16L17 144ZM31 143V142H30ZM33 143V142H32ZM31 143V144H32ZM43 143V142H42ZM74 143V141H73ZM79 143V142H77ZM205 143V142H204ZM11 144V143H9ZM20 144V143H19ZM18 144V145H19ZM45 144V142H44ZM15 145V144H14ZM23 146L25 145L22 144ZM29 144H27L28 146ZM43 145V144H42ZM50 145V144H49ZM54 145V144H53ZM73 145V144H71ZM9 146V145H8ZM35 146V145H32V147ZM165 146V145H164ZM30 147V146H29ZM28 147V148H29ZM37 147V145H36ZM44 147V146H43ZM73 147V146H72ZM71 147V148H72ZM166 147V146H165ZM190 147V146H189ZM193 147V146H192ZM7 148V147H6ZM5 148V149H6ZM12 148V147H10ZM22 148V147H21ZM24 148V147H23ZM42 148V147H41ZM37 149V148H36ZM63 149V148H62ZM74 150H76L75 148H72ZM78 149V148H77ZM136 149V148H135ZM186 149V148H185ZM185 149H183L185 151ZM193 149V148H192ZM7 150V149H6ZM5 150V151H6ZM9 150V149H8ZM14 150V149H13ZM19 150V149H18ZM17 150V151H18ZM31 150V149H30ZM35 150V149H34ZM33 150V151H34ZM38 150V149H37ZM71 150V149H70ZM180 150V149H179ZM189 150V149H188ZM197 150V151H198ZM20 151V150H19ZM59 151V150H58ZM128 151V150H127ZM9 152V151H8ZM10 152H12V150H10ZM22 152V151H21ZM36 152V151H35ZM229 152H232L233 155L234 153L236 154H240L239 156V162L240 164H242L243 166H241L242 170L245 169L244 173L247 174V176L252 180V182L250 183H247L246 181L242 180L240 177L237 176V174L235 173V171H232L230 169H226L224 167V169L222 168L223 165L222 164V161L223 160H226L229 156H230V153ZM6 153V152H5ZM18 153V152H17ZM24 153V152H23ZM44 153V152H43ZM56 153V151H55ZM58 153V152H57ZM119 153V152H118ZM139 153V152H138ZM229 153V155H228ZM1 154V153H0ZM4 154V153H3ZM39 154V153H37ZM45 154V153H44ZM53 154V153H52ZM82 154V153H81ZM166 154V153H165ZM169 154V153H168ZM183 154V153H182ZM198 154V153H197ZM19 155V154H17ZM23 155V154H22ZM35 155V154H34ZM53 155H56V154H53ZM78 155V154H77ZM232 155V154H231ZM8 156V155H6ZM13 156V154H12ZM21 156V155H20ZM24 156V155H23ZM22 156V157H23ZM44 156V155H43ZM180 156V155H179ZM182 156V155H181ZM2 158V156H0ZM3 157H5L3 155ZM38 157V156H37ZM40 157V155H39ZM48 157V156H47ZM51 157V156H50ZM118 157V155H117ZM129 157H132V153L131 151L128 153L127 155V159ZM44 158V157H43ZM42 158V159H43ZM54 158V156L52 157ZM64 158V157H63ZM82 158V157H81ZM232 158V157H231ZM7 159V158H6ZM20 159V158H19ZM18 159V160H19ZM23 159V158H22ZM21 159V160H22ZM131 161H132V158H129ZM174 159V158H173ZM187 159V158H186ZM194 159V158H193ZM17 160V159H16ZM17 160V161H18ZM19 160V161H21ZM26 160V158L24 159V161ZM49 160V159H48ZM47 160V161H48ZM51 160V159H50ZM49 160V161H50ZM54 160V159H53ZM57 160V159H55ZM65 161L64 164L60 167L62 169V171H66L65 174L67 175V178L65 177H59V178H56L57 179H66V180H70L69 182H67L65 185H69L70 187V184H72V186H74L75 184L74 183H77L78 184V180L76 179L77 175H75V173H73V168L72 166H70V164H75L77 165L75 162H71L66 160V159H63ZM134 160V159H133ZM137 160V159H136ZM6 161H9L8 159ZM23 161V160H22ZM227 161V160H226ZM26 162V161H25ZM53 162V161H52ZM20 163V162H19ZM23 163V162H22ZM40 163V162H39ZM180 163V161H179ZM221 163V164H220ZM41 164V163H40ZM55 164V162H54ZM138 164V163H137ZM146 164V163H145ZM144 164V165H145ZM151 164V163H150ZM148 164V165H150ZM9 165V164H8ZM12 165V163H11ZM16 165H19V164H16ZM37 165V164H36ZM42 165V164H41ZM45 165V164H44ZM43 165V167H45ZM57 165V164H56ZM147 165V164H146ZM147 165V166H148ZM176 165V164H174ZM229 165V164H227ZM235 165V164H234ZM13 166V165H12ZM51 166H54V165H51ZM78 166V165H77ZM107 166L106 170L104 169L105 167ZM141 166V165H140ZM153 166V165H151ZM226 166V164L224 165ZM237 166V165H235ZM39 167V166H38ZM59 167V166H57ZM14 168V167H13ZM46 168V167H45ZM52 168V169H51ZM235 168V167H234ZM2 169V168H1ZM4 169V168H3ZM2 169V170H3ZM221 169H223L224 173L223 174H220L221 172ZM16 170V169H14ZM13 170V171H14ZM58 169H56V167H49L46 169L47 172L49 173H54L56 172L57 175H60L57 171ZM121 170H122V167H121ZM121 170H118L119 173H121ZM168 170V169H167ZM170 170V169H169ZM168 170V172H170ZM45 171V170H44ZM116 171V170H115ZM129 171V172H128ZM128 173L126 175V173H124L123 177L122 178H125L126 176V179H129L131 180L130 182V185H132L130 188V190H132V192H135L136 194H142L144 192V189L142 190L139 186H140V183L143 182L144 180V177L142 176V170L139 169L137 166H134L133 163H130L129 164V168H128ZM152 171V170H151ZM151 171H149V173H151ZM176 171V169H175ZM174 171V172H175ZM237 171V170H236ZM240 171V170H239ZM251 171H253L254 173H256L255 176L251 177L249 176L248 172L251 173ZM21 172V170H20ZM60 172V171H59ZM117 172V173H118ZM146 172V171H145ZM10 173V172H9ZM32 173V172H31ZM30 173V174H31ZM63 173V172H62ZM148 171H147V174H149ZM239 173V172H238ZM4 174V173H3ZM36 174V173H35ZM169 174V173H168ZM171 174H172V171H171ZM200 174V175H199ZM258 174V175H257ZM50 175V174H49ZM112 175V174H111ZM122 175V174H121ZM121 175L119 176V178H121ZM167 175V174H166ZM219 175V176H217ZM252 175V174H251ZM5 176V175H4ZM63 176V175H62ZM173 176V175H172ZM241 176V175H240ZM246 176V175H245ZM1 177V175H0ZM45 175H41L38 177L37 175V178L35 179H32L30 177V175H28V173L25 172V175L23 176L22 173H19V176H18V171H16L15 173V179L14 181L12 180L13 182V186L18 190V193H11L9 194L7 191H6V194H9L11 195V197L13 198H19L22 202H24L25 204H27L29 206V208L31 209L32 213L33 214H45V216L39 218L40 221H35L33 224H32V228H43V227H48L50 228V226H57L58 228H61V230H63L67 225H71L72 223L74 224V220H78V217L80 215H84L85 213L88 214L89 210H92L93 207H95L96 209H99V205L98 203L94 200V197H97L96 195L94 197H92L91 199H79L77 197H71L72 199L71 200H67L66 199V194L64 191L60 190L59 187L56 188L54 187L53 185L49 184H44L43 182H45V179H44ZM54 177V176H52ZM51 177V178H52ZM148 177V176H147ZM73 178L75 180H73ZM78 178V177H77ZM116 178V177H115ZM121 178V179H122ZM177 178V177H176ZM202 178V176H201ZM207 178V177H206ZM206 178H202V179H206ZM207 178V179H208ZM7 179V178H6ZM10 179V178H9ZM86 178H82V180H85ZM246 179V178H245ZM171 180V179H169ZM9 181V180H8ZM37 181V182H36ZM94 181V180H93ZM112 181V180H111ZM165 181V179H164ZM182 181V180H181ZM203 181V180H201ZM205 181V180H204ZM60 182V181H59ZM167 182V181H166ZM177 182V181H176ZM206 182V181H205ZM178 183V182H177ZM185 183V182H184ZM258 183V184H257ZM96 184V183H95ZM98 184V185H99ZM116 184V185H115ZM137 184V185H136ZM206 184V183H205ZM217 184V182H216ZM215 184V185H216ZM172 186V185H171ZM81 187V186H80ZM205 187V186H204ZM3 188V187H2ZM9 188V187H8ZM65 188H68V186H65ZM70 188H73V187H70ZM173 188V187H172ZM176 188V187H175ZM174 188V189H175ZM6 189V188H5ZM171 189V188H170ZM205 189V188H204ZM153 190V189H151ZM173 190V189H172ZM171 190V192H172ZM187 190V189H186ZM190 190V188H189ZM208 190V189H206ZM102 195L104 197V192L105 191H102ZM111 191V190H110ZM109 191V192H110ZM170 191V190H169ZM182 191V190H181ZM185 190H183L184 192ZM202 191V190H201ZM73 192V191H72ZM99 192V191H98ZM182 192V193H183ZM189 192V191H188ZM187 192V193H188ZM204 192V191H203ZM235 194H234V193ZM193 193V192H192ZM214 193V192H213ZM78 194V193H77ZM201 194H203L201 192ZM5 195V194H4ZM73 195V194H72ZM83 196H86L87 193L85 191H83L82 193ZM80 195V196H82ZM101 195V194H99ZM193 195V194H192ZM88 196V195H87ZM132 196V195H131ZM216 196V195H215ZM4 197V196H2ZM68 197V196H67ZM99 197V196H98ZM102 197V196H101ZM113 197V196H112ZM53 198V199H52ZM90 198V197H89ZM115 198V197H113ZM119 198V197H118ZM9 199V198H8ZM70 199V198H69ZM105 199V198H104ZM120 199V198H119ZM152 200V204L153 205H158L157 203V199H160V201H163L164 198L162 197L161 193H159L157 196H156V193L153 195V197L150 198ZM189 199V198H188ZM197 199V198H196ZM200 199L194 201V205L197 206V208L199 209L200 208V205L202 204ZM6 200V199H5ZM5 200H2L0 198V220H3L4 223L6 226H9V223H10V220H12L13 218L11 217L12 215L11 214H14L17 210L16 208L15 209H7L6 208V205H7V202ZM109 200V199H108ZM173 200V199H171ZM8 201V200H7ZM13 201V200H12ZM63 201H68V202H64V208H63V212L60 211V207L58 204L62 203ZM175 201V200H174ZM14 202V201H13ZM109 202V205L112 207H114V204H113V201H112V198L110 196V201ZM11 202L8 201V205H10ZM106 203V202H105ZM6 204V205H5ZM15 204V203H14ZM162 204V203H161ZM169 204V205H168ZM192 204V203H191ZM12 205V204H11ZM92 206V207H91ZM140 206V205H139ZM167 206V207H166ZM13 207V206H12ZM25 207V206H24ZM87 207H91V208H87ZM112 207V208H113ZM156 206H152V209L154 211ZM192 207V206H191ZM74 208V209H72ZM108 206H106L105 208L103 207L101 209L100 212H93L95 214H97L96 218H90L88 221L86 222H89V223H97L100 227H104V221L106 220V223H110V224H113L112 223V219L110 218V212H107L108 211ZM110 208V207H109ZM138 208V207H137ZM18 209V208H17ZM130 209V210H129ZM192 209V208H191ZM201 209V208H200ZM204 209V208H203ZM221 211H220V210ZM64 210H68L70 211L72 214L70 213H66L65 214V211ZM114 210V209H113ZM165 210L166 213H165ZM217 210V211H216ZM135 211V210H134ZM198 211V210H197ZM201 210H199V213H200ZM213 211H216L217 212V215L214 214ZM30 212V211H29ZM55 212V213H54ZM91 212V211H90ZM196 212V209L195 211ZM193 213V212H192ZM191 213V214H192ZM202 213V212H201ZM197 214V213H196ZM198 215V214H197ZM203 215V214H202ZM215 215V216H214ZM112 216V215H111ZM192 216V215H191ZM201 216V215H200ZM209 216V217H208ZM264 216V215H263ZM95 217V216H94ZM140 217V218H138ZM163 218V216H161ZM202 217V216H201ZM16 218V217H15ZM14 218V219H15ZM37 218V216L35 217ZM191 218V217H190ZM6 219H8V222L6 221ZM18 219V218H17ZM16 219V220H17ZM159 219V217H158ZM20 221V220H19ZM17 221V222H19ZM34 221V220H33ZM187 221V220H186ZM2 222V221H0ZM204 222V221H203ZM71 223V224H70ZM1 224V223H0ZM186 224V223H185ZM198 224V223H197ZM86 225V224H85ZM93 225V224H92ZM203 225V224H202ZM1 226V225H0ZM76 226H78L76 224ZM3 227V226H2ZM74 227V226H73ZM109 227V226H108ZM156 227V228H154ZM242 229H249V238L252 240V246H251V249H250V252L251 254L248 255V254H244L245 252V249L247 248V246H244L243 243H241V241L243 242V239L241 240L242 237L244 236H248L247 234H243V233H239L238 231H240L241 228ZM31 228V229H32ZM46 228V229H48ZM57 230H60L58 229ZM63 228V229H62ZM71 228V227H70ZM75 228V227H74ZM113 228V227H111ZM1 229V228H0ZM5 229V228H4ZM114 229V228H113ZM189 229V230H187ZM54 230V229H53ZM69 230V229H68ZM75 230H77L75 228ZM101 230V229H100ZM108 230V229H107ZM154 230H156L154 232ZM161 230V231H166V234H159L158 231ZM16 231V230H15ZM15 231L11 230V231H2L0 234V247L1 248H4L3 251H5V249H9V246H8V243L6 244V242L8 241L9 238H12L13 240V236L15 235ZM49 231V230H48ZM47 231V232H48ZM51 231V230H50ZM104 231V230H103ZM247 231V230H245ZM32 232V231H31ZM52 232V231H51ZM97 231H95V236L94 239H93V244H92V241H91V244L94 245L92 246L91 244V247H87L88 248V253L87 255L89 254L90 256V264H113L114 260L113 259H110L109 256L107 255V253H105L104 251V245L100 243L101 240H105L102 235L101 239L99 237V233L101 232H98V234L96 233ZM113 232V231H112ZM56 233V232H55ZM69 233V232H68ZM71 233V232H70ZM108 233V232H107ZM110 233V232H109ZM115 233V232H114ZM24 234V233H23ZM53 234V233H51ZM77 234V233H76ZM153 234H156L153 235ZM18 235V234H17ZM16 235V236H17ZM50 235V234H49ZM57 235H58V232H57ZM59 235L60 232H59ZM64 236L66 234H63ZM69 235V234H67ZM71 235V234H70ZM88 235V234H87ZM3 236V237H2ZM53 236V235H52ZM92 236V235H91ZM90 234H89V237H91ZM92 236V237H93ZM106 235H104L105 237ZM221 237L223 236V233L220 235ZM7 237V239H5ZM48 237V236H47ZM55 237V235H54ZM66 237V236H65ZM91 237V238H92ZM208 237V235L206 236ZM212 237V236H211ZM215 237V236H213ZM36 238V237H35ZM43 238V236H42ZM51 238V237H50ZM58 238V237H57ZM68 238V237H67ZM197 238V237H196ZM216 238V237H215ZM15 239V238H14ZM48 239V238H47ZM59 239V238H58ZM69 239V238H68ZM107 240L106 241V244L108 243L109 239L106 238ZM169 239V240H168ZM44 240V239H43ZM49 240V239H48ZM51 240V239H50ZM61 240V239H60ZM70 240V239H69ZM73 240V239H72ZM92 240V239H91ZM200 240V239H199ZM217 240V239H216ZM52 241V240H51ZM56 241V240H55ZM67 241V240H66ZM113 241V240H112ZM116 241V240H115ZM114 241V242H115ZM15 242V241H13ZM41 242V241H40ZM60 242V241H59ZM88 242V241H87ZM248 242V241H247ZM251 242V241H250ZM10 243V241H9ZM43 243V242H42ZM41 243V244H42ZM52 244V242H50ZM49 243V244H50ZM104 243V242H103ZM182 243V244H181ZM17 244V243H16ZM56 244V243H54ZM115 244V243H114ZM117 244V243H116ZM239 244V245H238ZM40 245V244H39ZM89 245V244H88ZM88 245H85V246H88ZM165 245V246H166ZM218 245H222V243L220 242V244ZM11 246V244H10ZM41 246V245H40ZM63 246V245H62ZM106 246V245H105ZM108 246V245H107ZM115 246V245H114ZM17 247V246H16ZM15 247V248H16ZM28 247V246H27ZM26 247V248H27ZM49 247V246H48ZM52 247V246H51ZM61 247V246H60ZM31 248V247H30ZM41 248V247H40ZM111 248V247H110ZM167 248V247H166ZM185 248V247H184ZM218 248V247H217ZM23 249V248H22ZM20 247L18 246L16 248V251L15 252H7L8 254L7 255H2L0 256V264H22V259L20 257L22 253ZM38 249V248H37ZM51 249V248H49ZM58 249V248H57ZM61 249V248H60ZM157 249V248H156ZM11 250V249H10ZM9 250V251H10ZM31 250V249H30ZM39 250V249H38ZM41 250V249H40ZM44 250V249H43ZM47 250V249H46ZM86 250V249H85ZM117 250V249H116ZM213 250V249H212ZM219 250V248H218ZM221 250V249H220ZM8 251V250H7ZM13 251V250H12ZM23 251V250H22ZM68 251V250H67ZM120 251V250H118ZM168 251V250H167ZM180 251V250H179ZM179 251H175L174 252H179ZM183 251V250H182ZM225 251H228L229 252V248H226ZM24 252V251H23ZM34 252V251H33ZM40 252V251H39ZM45 252V250L43 251ZM48 252V250H47ZM73 252V251H71ZM162 252H166V251H162ZM169 252V251H168ZM172 252V253H174ZM217 252V251H216ZM215 252V253H216ZM234 252V251H233ZM240 252V251H239ZM38 253V252H37ZM33 254V256H37L39 254ZM46 253V252H45ZM49 253V252H48ZM52 253V252H51ZM55 253V252H54ZM63 253V252H62ZM171 253V254H172ZM214 253V251H213ZM6 254V253H5ZM26 254V253H25ZM57 255V253H55ZM146 254V255H148ZM166 254V253H165ZM164 254V255H165ZM168 254V253H167ZM182 254V252H181ZM240 254V255H241ZM29 256V254H27ZM43 255V253H42ZM47 255V253H46ZM54 255V254H53ZM175 255V254H174ZM180 255V254H179ZM179 255H177L179 257ZM184 255V254H183ZM210 255V254H209ZM219 255V254H218ZM217 255V256H218ZM234 255V254H233ZM25 256V255H24ZM41 256V255H39ZM143 257H145L144 255H142ZM149 256V255H148ZM169 256V255H168ZM212 256V255H211ZM220 256V255H219ZM235 256V255H234ZM233 256V257H234ZM31 257V256H30ZM29 257V258H30ZM55 256H53L54 258ZM147 257V256H146ZM178 257H176L178 259ZM182 257V255H181ZM222 257V256H221ZM224 257H226L224 255ZM2 258V259H1ZM23 258V257H22ZM28 258V259H29ZM34 258V257H33ZM39 258V257H38ZM49 258H50V255H49ZM58 258V256H57ZM169 258V257H168ZM183 258V257H182ZM181 258V259H182ZM211 258V257H210ZM26 259V258H24ZM172 260L174 258H171ZM218 259V257L216 258ZM231 259V257H230ZM236 259V258H235ZM44 260V259H43ZM55 260V259H54ZM128 260H126V262H128ZM147 260V259H146ZM149 260V259H148ZM170 259H168L169 261ZM179 260V259H178ZM207 260V259H206ZM211 260V259H210ZM213 260V259H212ZM233 260V259H232ZM28 261V260H27ZM37 261V260H36ZM46 261V259H45ZM151 261V260H150ZM176 260H174L175 262ZM236 261V262H237ZM30 262V261H29ZM56 262V260H55ZM173 262V264H174ZM178 262V261H177ZM180 262V261H179ZM209 262V260H208ZM220 262V261H219ZM223 261H221L222 263ZM233 262V261H232ZM28 264V262H26ZM31 263V262H30ZM36 263V262H35ZM42 263V262H41ZM152 263V262H151ZM166 263V262H165ZM176 263V262H175ZM219 263V264H221ZM225 263V262H224ZM230 263V262H229ZM32 264V263H31ZM170 264V263H169ZM181 264V263H180ZM223 264V263H222ZM232 264V263H231Z\"/></svg>",
	"mask_w": 264,
	"mask_h": 264
},
{
	"label": "water",
	"instance_id": "95a60500",
	"mask_svg": "<svg viewBox=\"0 0 264 264\" xmlns=\"http://www.w3.org/2000/svg\"><path fill=\"white\" fill-rule=\"evenodd\" d=\"M9 16H11L9 13H8ZM5 15L4 14H0V17H4Z\"/></svg>",
	"mask_w": 264,
	"mask_h": 264
}]
</instances>
